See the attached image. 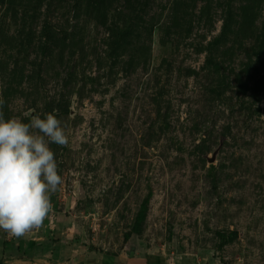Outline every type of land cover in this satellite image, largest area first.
I'll return each mask as SVG.
<instances>
[{
	"label": "rangeland",
	"instance_id": "rangeland-1",
	"mask_svg": "<svg viewBox=\"0 0 264 264\" xmlns=\"http://www.w3.org/2000/svg\"><path fill=\"white\" fill-rule=\"evenodd\" d=\"M0 96L5 119L56 109L69 136L53 211L0 229L1 264H60L32 250L65 238L264 264V0H0Z\"/></svg>",
	"mask_w": 264,
	"mask_h": 264
},
{
	"label": "clouds",
	"instance_id": "clouds-1",
	"mask_svg": "<svg viewBox=\"0 0 264 264\" xmlns=\"http://www.w3.org/2000/svg\"><path fill=\"white\" fill-rule=\"evenodd\" d=\"M4 104L0 96V229L22 237L53 211L50 197L62 176L50 144L67 146L69 136L56 109L23 122L17 116L5 119Z\"/></svg>",
	"mask_w": 264,
	"mask_h": 264
},
{
	"label": "crops",
	"instance_id": "crops-1",
	"mask_svg": "<svg viewBox=\"0 0 264 264\" xmlns=\"http://www.w3.org/2000/svg\"><path fill=\"white\" fill-rule=\"evenodd\" d=\"M81 246L74 242V238L67 239L61 241L60 248H34L32 251H38L39 256L43 257L45 254H42V251L48 254L53 252L55 249L58 252V256L56 257V261L60 264H146L144 260V256H138L135 250H131L130 253L115 255V258H107L102 260V255L99 250H95L94 248H80ZM134 254V255H133ZM3 258L5 257L2 253ZM68 258V261L63 262L62 258ZM83 260V262H82ZM104 261V262H102Z\"/></svg>",
	"mask_w": 264,
	"mask_h": 264
},
{
	"label": "trees",
	"instance_id": "trees-1",
	"mask_svg": "<svg viewBox=\"0 0 264 264\" xmlns=\"http://www.w3.org/2000/svg\"><path fill=\"white\" fill-rule=\"evenodd\" d=\"M146 264H164V260L161 257H152L148 258Z\"/></svg>",
	"mask_w": 264,
	"mask_h": 264
},
{
	"label": "water",
	"instance_id": "water-1",
	"mask_svg": "<svg viewBox=\"0 0 264 264\" xmlns=\"http://www.w3.org/2000/svg\"><path fill=\"white\" fill-rule=\"evenodd\" d=\"M262 114L264 115V108H262ZM215 155H216V152L213 153V156H212L211 158H208V159H207L209 163H211V162L214 161V157H215Z\"/></svg>",
	"mask_w": 264,
	"mask_h": 264
}]
</instances>
